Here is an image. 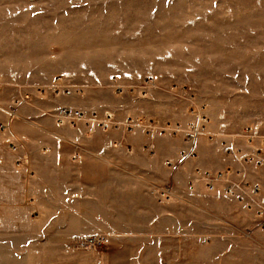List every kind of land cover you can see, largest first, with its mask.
<instances>
[{
    "label": "rangeland",
    "instance_id": "374dc122",
    "mask_svg": "<svg viewBox=\"0 0 264 264\" xmlns=\"http://www.w3.org/2000/svg\"><path fill=\"white\" fill-rule=\"evenodd\" d=\"M63 106L118 126L59 125ZM197 110L213 139L145 132ZM247 128L264 130V0H0V264H264L248 195L188 189L230 168L264 197V165L228 151Z\"/></svg>",
    "mask_w": 264,
    "mask_h": 264
},
{
    "label": "built area",
    "instance_id": "2783aa9c",
    "mask_svg": "<svg viewBox=\"0 0 264 264\" xmlns=\"http://www.w3.org/2000/svg\"><path fill=\"white\" fill-rule=\"evenodd\" d=\"M148 80V79H147ZM153 80V79H152ZM149 84V82H148ZM151 85V84H150ZM150 85H146V88ZM63 86V85H62ZM74 86L67 87L66 93L72 94ZM76 93L81 94L83 93V89L80 87H76ZM200 112V110H197ZM53 117L55 118L57 124L59 125H70L74 126L78 122L84 121V123L87 126L94 125V127H97L101 130L107 131L109 129H112L113 127L118 126L117 120L114 119H108L103 117H88L81 109L79 108H72L69 106H63L57 109L56 111L52 112ZM208 118L205 114L200 112L199 116L195 120H191L187 125L177 123L176 127L173 128H162L158 126L148 125L146 127V134L148 136H153L154 133H161L164 132L172 133L173 136H175V133L179 134L182 132L187 133V143L195 142L197 138L201 135H204L208 139H213L214 134H210L207 130V123ZM127 128L133 129L132 124H126ZM210 126V125H209ZM242 136L246 137L247 145L246 148L244 147H234L231 146V148L228 151H231L234 156L237 157V160L240 163L244 162H251L256 165H264V155L261 152V149H264V130L260 135H257L256 133L252 132L250 128H247L244 130V133ZM255 138L260 140V147L255 150H251V145L253 144ZM224 144V143H223ZM10 146L16 150L17 145L15 143L11 142ZM149 153H154V145L152 141L147 142L143 146ZM187 149L181 151L180 160H188L192 159L195 160L198 158L197 149H194L193 146L186 147ZM80 156V153L74 152L73 153V159H77ZM25 159V158H24ZM26 161V160H25ZM166 164L169 167H172L175 165V162H172L170 160H166ZM231 169H221V170H204L199 168H196L194 171V176L189 179L188 182V189L191 191H195L199 185H202L207 191L210 192H217L220 191L221 193H224L230 197L243 199L245 195L249 196L248 199V207L255 211L256 213V219L259 224H264V197H261V186L257 182H252L246 179V176L243 175L242 170H236L235 174L236 176L233 177L234 174H231ZM163 195L165 197L167 194L172 196V193L170 194L169 190L162 189ZM83 243H89V244H95L97 242L96 237H86L83 240H81Z\"/></svg>",
    "mask_w": 264,
    "mask_h": 264
},
{
    "label": "crops",
    "instance_id": "0c3cea01",
    "mask_svg": "<svg viewBox=\"0 0 264 264\" xmlns=\"http://www.w3.org/2000/svg\"><path fill=\"white\" fill-rule=\"evenodd\" d=\"M94 129H97V130H100L99 128H97V127H95ZM131 134H134V131H132L131 132ZM145 135V134H144ZM145 138V136L143 137V139ZM142 139V140H143ZM145 139H147V137L145 138ZM141 140V142H143V143H141L142 144V148H143V146L147 143V142H149V141H151V140H144V141H142ZM171 141H175V140H171ZM135 142H137V138H135L134 139V143ZM152 142L154 143L155 141H153L152 140ZM134 143H131V145H132V148L134 147ZM201 143V142H200ZM203 144H201V145H204V142H202ZM155 144V143H154ZM171 144H175V142H173V143H171ZM157 145V147H155V150H157L158 151V153H160L161 154V149H160V147H159V143H157L156 144ZM180 145H181V143H180ZM199 146H197V148H198ZM214 147V149H218L219 147H218V145H216V146H213ZM131 148V149H132ZM158 148V149H157ZM200 149H201V146H200ZM219 150V149H218ZM167 151V149H165V152ZM200 151V150H199ZM220 152H222L221 150H219ZM158 153H156L154 156H150V158H152L154 161H153V163H157L156 162V158L158 157ZM200 153H202V154H200V156L202 155V158H201V160H200V164L201 165H203V166H208V167H212V168H220V167H225V165H222L220 162L219 163H217V164H215V163H205L204 162V160H203V158H204V156H205V154H204V152H203V150L201 149V151H200ZM223 153V152H222ZM222 155V154H221ZM223 156V155H222ZM173 157H175V153L173 154ZM155 158V159H154ZM227 161H228V163L230 164V163H233V160L231 159H229L228 157H227V159H226ZM110 162V161H109ZM91 163L93 164V162L91 161ZM148 163V162H147ZM96 164V163H95ZM172 170H173V168H171ZM188 172V171H187ZM190 172V171H189ZM93 173V172H92ZM183 173V172H182ZM183 174H186V173H183ZM94 175V174H93ZM96 179L98 178L97 176H94Z\"/></svg>",
    "mask_w": 264,
    "mask_h": 264
}]
</instances>
